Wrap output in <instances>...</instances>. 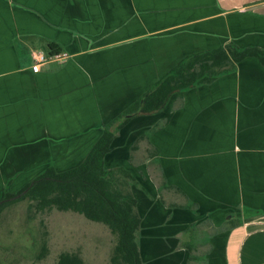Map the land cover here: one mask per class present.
I'll list each match as a JSON object with an SVG mask.
<instances>
[{"label":"crops","instance_id":"1","mask_svg":"<svg viewBox=\"0 0 264 264\" xmlns=\"http://www.w3.org/2000/svg\"><path fill=\"white\" fill-rule=\"evenodd\" d=\"M230 42L264 48V0H0V192L51 165L78 166L104 126L179 61ZM50 43L72 57L35 73L32 52ZM105 164L136 178L143 264H264L258 57L133 117Z\"/></svg>","mask_w":264,"mask_h":264},{"label":"trees","instance_id":"2","mask_svg":"<svg viewBox=\"0 0 264 264\" xmlns=\"http://www.w3.org/2000/svg\"><path fill=\"white\" fill-rule=\"evenodd\" d=\"M48 49L50 53L61 51L56 43H50ZM249 56L258 57L264 65V48H242L234 42L187 55L104 126L100 138L81 164L64 171H58L51 165L17 193L3 189L0 192V213L6 206L26 199L39 212L53 208L78 212L92 221L105 224L117 237L110 264H143L138 242L142 217L132 189L136 178L124 166L107 168L105 164L117 130L139 114L159 113L174 94L212 83L222 74L233 71ZM144 138L148 137L142 135L139 139ZM156 155H159L158 150ZM162 184L171 187L165 181ZM17 195L20 196L15 198ZM234 222L237 224L239 221ZM47 252V243H44L39 258ZM56 264H84V260L79 253L64 251Z\"/></svg>","mask_w":264,"mask_h":264},{"label":"rangeland","instance_id":"3","mask_svg":"<svg viewBox=\"0 0 264 264\" xmlns=\"http://www.w3.org/2000/svg\"><path fill=\"white\" fill-rule=\"evenodd\" d=\"M156 166L153 163L152 170L159 178ZM163 192L169 202H185L176 191ZM30 203L20 200L0 213V264H56L64 251L79 253L84 264H110L117 237L108 226L78 212H39ZM44 243L48 252L40 259Z\"/></svg>","mask_w":264,"mask_h":264},{"label":"built area","instance_id":"4","mask_svg":"<svg viewBox=\"0 0 264 264\" xmlns=\"http://www.w3.org/2000/svg\"><path fill=\"white\" fill-rule=\"evenodd\" d=\"M33 58H34V64L32 65V70L35 73H38L41 71L42 66L51 62H66L69 60L72 55L68 51L61 50L59 52L50 53L49 51H45L44 49H35L32 52Z\"/></svg>","mask_w":264,"mask_h":264},{"label":"water","instance_id":"5","mask_svg":"<svg viewBox=\"0 0 264 264\" xmlns=\"http://www.w3.org/2000/svg\"><path fill=\"white\" fill-rule=\"evenodd\" d=\"M20 195H17L15 198H18Z\"/></svg>","mask_w":264,"mask_h":264}]
</instances>
